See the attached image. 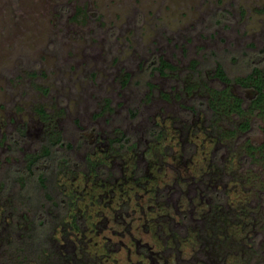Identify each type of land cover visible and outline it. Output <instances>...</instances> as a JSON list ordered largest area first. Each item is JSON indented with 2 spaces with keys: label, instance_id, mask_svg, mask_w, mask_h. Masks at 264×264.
<instances>
[{
  "label": "rangeland",
  "instance_id": "rangeland-1",
  "mask_svg": "<svg viewBox=\"0 0 264 264\" xmlns=\"http://www.w3.org/2000/svg\"><path fill=\"white\" fill-rule=\"evenodd\" d=\"M160 58L173 67L159 71ZM254 63L264 65V0H0V264H64L56 221L46 236L53 251L22 246L37 207L59 214L54 171L30 201L13 171L55 128L96 215L82 225L94 236L70 243L68 264H264V153H246L264 141V113L217 121L204 108L212 86L246 108L251 89L232 79ZM217 64L230 81L214 74ZM193 136L210 144L191 147ZM91 149L103 152V173L86 172ZM181 210L187 231L169 255L155 234ZM136 240L156 246L140 256Z\"/></svg>",
  "mask_w": 264,
  "mask_h": 264
},
{
  "label": "trees",
  "instance_id": "trees-1",
  "mask_svg": "<svg viewBox=\"0 0 264 264\" xmlns=\"http://www.w3.org/2000/svg\"><path fill=\"white\" fill-rule=\"evenodd\" d=\"M158 62L159 64L155 65V68H157L159 71H165V68L173 67L171 63L165 61L163 58H160ZM214 74L222 81L228 82L231 80L220 64L216 65ZM232 80L242 87H249L251 89L252 95L249 99L248 106L245 108L242 98L239 95L232 93L224 86L221 88L213 86L208 87V97L207 100H205L204 108L210 112L211 118L219 121L220 119L225 118V116L230 118L233 114L251 115L253 112L264 113V65L254 63L245 74L234 76ZM37 109L42 118L47 117V111L42 106H39ZM251 123L252 116L250 118H242L240 122L237 123V127L246 130L250 127ZM154 130L155 128L153 127V129L150 131L153 132ZM162 131L163 129L161 128L156 130L155 134H160L157 139H159L163 133ZM235 131L236 130H234L233 127H228L223 129V134H234ZM220 135H222V130L218 132L216 137H219ZM122 137L126 141H129V138L126 136L123 135ZM196 137L197 136H195V138ZM210 137L212 140L213 136ZM62 138L63 136L60 129H52L50 134L44 137L41 147H39V149L36 151L28 152L25 156L24 164L21 166H14L13 171L19 177L21 187L20 195L25 196V199L29 201L32 199L36 200L38 195L35 193H38L37 187L45 186V179L50 173V169L52 168L54 171L56 181L61 187L58 199L54 201L56 207L60 210L59 214L55 217H50L45 212V210L42 209V207H37L33 214V222L30 224L29 230L25 235L26 239H23L22 246L30 248L33 252L37 251L39 255H41V253L46 254L48 250L53 251L48 244L46 236L50 230L52 222L56 221L55 223L58 222L59 226L64 232L65 241L68 245V252H62L60 259L64 261V264H68V261L73 257V250H71L70 243L73 241L75 242V239L78 240L80 234H86L89 231L92 234V237L94 236V228L92 229L91 227L90 229V227H88V229L83 231L82 225L86 217H89V221H92V217H95L96 215H89L90 210L88 209L90 208L88 207L90 205L89 202L92 199L91 193H83L78 188L73 186L74 178H77L76 175L78 172L80 173V171L76 169L77 167L66 152V149L71 147V143H64ZM195 138L193 136L191 141ZM191 141L189 143L191 144V147H193L195 144V146L199 145V147L203 148L205 145L210 144V140L205 141L207 142L206 144H203L202 142L200 144V142L197 143L194 140L192 142ZM255 147L256 149H259L260 152L262 151L264 153V141L258 145L256 144L247 146L246 153L249 155V157L250 154L251 156H254ZM102 155L103 152L98 149L86 151L84 162L85 167L87 168V173H103V169L99 166L100 163L103 162ZM3 185L4 188L7 187L6 184ZM212 194L215 199L220 198V193L213 192ZM160 195L162 196L163 194L160 193ZM95 200L100 202L102 198L97 196ZM87 205L88 207H85ZM73 206H78L81 210H79V212L74 211ZM179 217L181 218L180 220L183 222V224H186L185 222L188 223L189 218L186 219L187 214L185 211H181V213H179ZM66 224L67 226H65ZM183 227L184 226H178L177 229L182 233ZM99 242V250L102 252L111 251V247L109 248L111 243H109V241L100 238ZM99 254L102 255L103 253L101 254L99 252Z\"/></svg>",
  "mask_w": 264,
  "mask_h": 264
},
{
  "label": "flooded vegetation",
  "instance_id": "flooded-vegetation-1",
  "mask_svg": "<svg viewBox=\"0 0 264 264\" xmlns=\"http://www.w3.org/2000/svg\"><path fill=\"white\" fill-rule=\"evenodd\" d=\"M120 185H121V183H120ZM123 201H125V199ZM149 210L151 211V208L147 209L146 211H149ZM152 211H154V205L152 207ZM181 211H184V210H181ZM181 211L178 212V219L176 218L177 222L175 221L174 223H171L167 227V229H168L167 231L162 226L161 227L160 226L157 227V233L155 234V236L157 238V241H158L156 243L157 246L155 245V243H152V242H149V241L148 242L147 241L144 242V241H141V240H139V241L136 240L135 242L137 244L133 245L134 251L140 256H148V254L151 253V247L156 246L159 249H162L164 251V253H166V254L168 253L170 255L172 253H175V255H178V253H177L178 251L173 250V252H172L171 248H172V246L176 247V244L178 245V241L179 240H177V237L179 235H185V233L187 231L186 228L188 226L187 222H185L186 224H183V222L180 220L181 218L179 217V213H181ZM150 214H151V212H150ZM168 221H170V218H169ZM168 221L166 220V222H168ZM160 223H162V222H159V224ZM178 226H184L183 229H182L183 230L182 233L177 229ZM169 235H171V237L173 239L172 242L174 241V243H170ZM106 241H108V240H106ZM167 242H168V244H167Z\"/></svg>",
  "mask_w": 264,
  "mask_h": 264
}]
</instances>
